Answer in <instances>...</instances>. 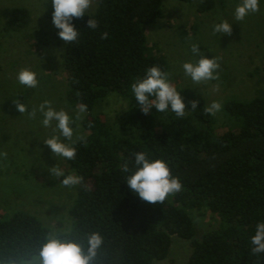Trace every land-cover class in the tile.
<instances>
[{
	"label": "trees",
	"instance_id": "trees-1",
	"mask_svg": "<svg viewBox=\"0 0 264 264\" xmlns=\"http://www.w3.org/2000/svg\"><path fill=\"white\" fill-rule=\"evenodd\" d=\"M179 1L193 4L198 13L215 6L214 0ZM161 6L162 0H98L89 17L72 21L80 33L77 42L65 44L59 29L55 32L66 73L64 102L71 109L87 105L80 134L86 143L75 145L74 160L65 159L84 178L69 209L70 238L100 232L98 264L163 261L174 236L190 244L185 264H264V254L250 251L256 225L264 222V95L225 101L222 132L216 118L204 114V99L187 89L177 88L186 104L184 117L170 109L145 115L130 85L154 65L168 72L166 60L146 41V26L163 17ZM89 18L98 21L96 30L87 28ZM26 22V11L14 9L10 27ZM103 32L107 39H101ZM109 98L126 103L119 122L101 110ZM192 100L199 101L195 110ZM140 151L150 160H165L183 190L155 205L133 193L125 180L135 171L133 154ZM125 163L128 173L121 171ZM203 209L219 224L196 240L190 213ZM48 231L25 212L0 218V264L37 251Z\"/></svg>",
	"mask_w": 264,
	"mask_h": 264
},
{
	"label": "rangeland",
	"instance_id": "rangeland-1",
	"mask_svg": "<svg viewBox=\"0 0 264 264\" xmlns=\"http://www.w3.org/2000/svg\"><path fill=\"white\" fill-rule=\"evenodd\" d=\"M214 2L212 11L198 13L193 4L162 0L163 17L146 26L151 52L166 60L170 81L176 88L203 98L206 106L213 101L223 106L229 99L250 100L264 95V0H260V11L250 13L243 21L234 16L241 0ZM94 6L95 3L88 12ZM19 8L26 11L27 22L10 27L12 12ZM52 12L51 0H0V152L7 153V158L0 157V218L21 211L37 217L49 230L68 231L72 225L69 209L77 185H60L63 177L60 180L51 176L49 169L57 165L65 175L74 172L65 158L55 157L44 143L54 133L42 125V114L37 111L35 118L28 114L45 100L73 118L77 110L64 102L66 73ZM224 20L232 26L231 35L213 32V25ZM192 44H198L205 57L219 58L218 80L196 84L184 74L182 65L200 58L192 53ZM22 68L36 72V88L19 84L16 77ZM16 102L26 105L28 111L20 113ZM126 107L125 102L109 98L101 110L111 122H119ZM84 116L85 113L82 119ZM214 117L222 132L226 123L222 110ZM82 119L72 125L79 135ZM190 216L196 240L219 224L217 216L208 210L191 212ZM190 252L189 242L174 236L168 257L152 264H185Z\"/></svg>",
	"mask_w": 264,
	"mask_h": 264
},
{
	"label": "clouds",
	"instance_id": "clouds-1",
	"mask_svg": "<svg viewBox=\"0 0 264 264\" xmlns=\"http://www.w3.org/2000/svg\"><path fill=\"white\" fill-rule=\"evenodd\" d=\"M96 2L98 0H51L53 8L52 23L59 29L58 36L65 44L78 41L80 33L72 21L73 19H82ZM259 11L260 0H241V3L235 8V20L243 21L250 13ZM87 28L96 30L98 21L95 18H89ZM213 32L231 35L232 26L224 20L213 25ZM108 36L107 32L101 33V39H107ZM191 51L193 54L199 55L200 58L195 63L185 62L182 65L184 74L196 84L218 80V70L221 67L219 58L210 59L200 54L198 44H192ZM16 78L19 84L28 88H36L39 84L36 72L29 68H22L17 73ZM130 87L141 111L145 115L153 109L161 113L170 109L178 118L186 115V104L181 92L170 81V74L161 70L158 65L148 68L145 76L134 80ZM215 90H219L218 85L215 86ZM80 95L81 93L77 92V96ZM189 103L192 110H195L199 101L192 100ZM16 107L22 114L28 111L26 105L22 103L16 102ZM221 110L222 104L219 101H213L210 105L204 107L203 111L205 115L214 116ZM37 111L43 116L42 125L46 128H52L54 133L43 140L51 149L53 155L67 160H74L76 158L75 145L80 142L86 143V140L83 135L76 134L72 125L82 119L83 114L87 111V105L80 103L77 106L74 118L63 109H54L51 101L48 100L41 103L38 109L33 108L28 113L29 117L35 118ZM53 122H55L54 127ZM89 126L91 127V125ZM133 155L135 157V171L128 175L125 181L129 189L138 194L140 199L153 205L162 204L170 196H174L183 190L180 178L172 175L171 168L165 160H150L148 154L143 151L136 152ZM0 157L7 158V153L0 152ZM121 171L124 173L130 172L127 163L121 167ZM49 173L53 177L60 178V180L63 177L60 185L67 188L84 184L82 176L74 173L65 175L64 170L57 165L51 167ZM70 237V230L52 229L44 235L43 242L37 251L30 253L27 257H21L18 261H12L11 264H98L99 252L104 244V237L100 232L86 233L82 240ZM250 243L252 245L250 250L252 255L264 254V222L257 223L255 234L251 236Z\"/></svg>",
	"mask_w": 264,
	"mask_h": 264
}]
</instances>
